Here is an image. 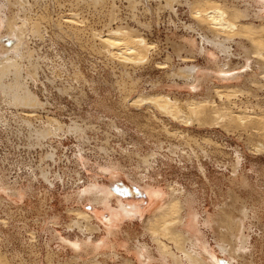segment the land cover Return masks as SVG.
Returning a JSON list of instances; mask_svg holds the SVG:
<instances>
[{
	"label": "rangeland",
	"instance_id": "obj_1",
	"mask_svg": "<svg viewBox=\"0 0 264 264\" xmlns=\"http://www.w3.org/2000/svg\"><path fill=\"white\" fill-rule=\"evenodd\" d=\"M19 1L5 9L7 15L17 26L31 17L41 27V35H33L27 23L23 34L26 44L19 52L25 55L22 81L44 106L36 123L42 124L49 116L66 128L57 136L42 140L41 145L29 142L27 134L16 133L10 126L20 122V112L31 109L12 108L3 101L5 95L0 94V116L10 122L8 131L5 126L0 127V176L7 182L20 181L24 189L29 187L22 199L0 191L2 264L74 263L71 250L60 248L56 235L71 239L82 235L78 228L68 226L79 215L75 211H93L94 205L78 196L91 183L112 185L119 189L115 192L123 196L124 203L138 206L139 217L119 225L122 242L143 239L156 248L151 230L155 224L165 227L167 219L156 217L161 213L158 209L172 187L183 186L196 192L203 231L223 264H229L230 258L221 253L219 244L232 248L243 245L236 235L246 237L247 247V252L237 258L238 264H264V137L251 131L229 130L225 121L201 127L179 124L158 110L153 111L149 103L132 105V99L140 95L162 94L181 104L208 97L220 103L216 93L220 91L222 100L237 101L238 108L244 110L260 111L258 107L264 108L262 82L247 87L246 75L240 81L214 79L211 85L204 84L195 92L182 79L169 76L171 71L186 66L175 47L182 40L181 35L191 34L199 39L197 34L186 32L185 25H192L195 20L185 5H175V15L168 8L160 9L159 0H134V4L129 0H30V6ZM70 15L82 21L77 37L73 32L64 34L67 27H57L61 18ZM5 24L0 26V60L16 53V38L7 33ZM121 26L142 34L156 46L149 63L126 67L104 53L93 34L104 35ZM249 57L233 55L230 68L244 70L243 64L254 59L253 54ZM204 59L196 56L193 63L214 70ZM224 62L226 59L221 58ZM30 70L33 72L28 75ZM249 72L259 80L261 70L254 63ZM8 80L13 82L12 77ZM71 84L75 91L58 92V86ZM212 120L219 121L216 117ZM238 155L241 159L237 165ZM146 157L154 166L145 162ZM111 162L122 166L113 176L102 170ZM133 178L144 182L137 184ZM243 207L248 209L245 218ZM104 214L109 217L108 211ZM205 218H210V225L204 226ZM240 219L244 224L241 235ZM99 235L95 233L96 237ZM160 236L169 243L167 236ZM122 253L126 256L124 250Z\"/></svg>",
	"mask_w": 264,
	"mask_h": 264
},
{
	"label": "bare ground",
	"instance_id": "obj_2",
	"mask_svg": "<svg viewBox=\"0 0 264 264\" xmlns=\"http://www.w3.org/2000/svg\"><path fill=\"white\" fill-rule=\"evenodd\" d=\"M29 1L21 0L19 2L23 3L24 6L27 4L30 6ZM129 1L130 3H135L134 0ZM159 2H161L159 4L160 9L168 8L175 15H177L175 5L187 6L195 21L192 25H185L186 32L197 34L199 38L196 39L191 34L187 36V34L184 35L183 33L181 35L182 40L179 43H175L177 56L186 62V66L171 71L169 73L170 77L182 79L185 85L189 89L195 90V92L204 84L211 85L214 79L240 81L245 75L244 81H246L247 87L251 83L262 82V87L264 88V0H159ZM17 3V0H0V26L3 23L7 24L4 25L7 33L16 38L13 49L16 53H19L26 44L23 34L25 30L27 31V23L30 24V30L33 35H41V27L37 19L35 20L31 17L27 20L25 19L26 21L22 26H17L5 12L6 8L16 6ZM61 19L58 21L57 27L59 26L62 30L64 29L62 26L67 27L66 30L64 29V34L73 32L76 37L80 35L82 21L75 19V15L65 16L64 20ZM256 21L260 22V24H256ZM115 32H119V34ZM93 36L98 38L99 46L106 55L109 54L110 58L126 67L129 65L135 67L136 65L145 64V62L149 63L150 54L156 47L152 46L142 34L127 30L124 27L122 28V26L117 27L115 30L109 29L107 34L96 33ZM234 45L237 47L236 52L233 51L235 49ZM183 51L185 55L184 53L182 54ZM16 53L11 57L0 60V94L3 93L5 95L3 101L8 106L16 109L27 107L31 110L19 113L17 118L20 122L15 123V127H13V124V126H10V122H5L0 116V127L5 126V130L8 131L10 126L12 127L11 130L17 131L16 133H25L28 135L29 142L38 145L42 140L57 136L60 132H63L66 126L58 119L49 116H47L45 121H42V124L36 123L41 118V114L38 112L44 106L28 85L22 81L21 76L23 70H25L23 67L25 55ZM215 54L221 55V57H213L212 55ZM235 54L249 59H251L249 56L253 54L254 59L252 62L243 64L244 70L234 71L235 69L230 68V61ZM199 55L204 57L207 63H211L214 70L208 71L207 67L193 63L194 57ZM221 58L226 59V62L221 63ZM189 61H192V63H188ZM253 63L256 68L261 70L259 80H257L258 77L254 73L249 72ZM34 69L35 71L38 69L37 62L34 64ZM32 72L30 70L28 75L32 74ZM9 77L13 78V82L8 80ZM262 87L259 89H263ZM57 89L59 93L70 94L75 91V86L72 84L58 86ZM216 93L220 97V103H216L215 100L208 97L203 101L188 100L181 104L176 98L172 99L169 95L162 94L157 96L140 95L138 98L132 99V105L149 103L153 111L158 110L170 119L178 121L179 124L188 123L201 127L204 124L216 125L220 124V121H225V126L229 130L251 131L253 134L264 137V108H261L262 106L258 107L260 111L256 109H252V111L244 110L245 108H238L237 101L231 99L224 101L220 91H216ZM257 105L259 106V104ZM213 117H216L219 121L212 123ZM72 129L78 130L79 128L74 129L72 127ZM148 158L146 157L145 162L150 165L151 162H149ZM240 159L241 157L238 155L237 165L240 163ZM108 164L102 170L112 176L122 168L119 163L111 162ZM150 166H154V162ZM233 170V174L236 176L237 167L235 166ZM42 176L47 178L46 172H42ZM136 180L133 178L134 182ZM7 181L8 179L0 176V191L6 195L21 197L22 199L27 191L26 189L29 187L24 189L20 185V181L17 182V180L12 181V183ZM137 181V184L144 182ZM118 190L112 185L102 186L91 183L83 191L78 192L79 198L90 201L94 205V209L91 213H83L81 210L75 211L79 212L78 216L80 218L77 216L68 227L70 229L78 228L82 232L81 236L78 235L71 239V237L69 238V236L62 234L56 235L61 245L60 248L64 249L67 247L72 252V258L75 262L69 264H101V257L118 258L117 250H115L116 252L114 250L100 251L101 246L104 247L113 242L121 244L126 249L128 256L125 257V264H133L131 259L133 256L139 262L138 264H223L220 256L211 248L209 239L203 231L200 219L201 211L197 205L196 192L186 190L183 186L172 187V191L166 201L163 192L161 199H164V205L160 206L158 210L161 213L156 217L164 216L167 219L164 221L165 227H156L155 224L151 230L152 241L156 248H152L147 242L142 241L143 239H135L136 241L132 243L131 248L128 241L122 242L118 238L121 229L119 225L124 221H130L137 217L139 210L138 206L132 203H124L123 196L115 192ZM105 211L109 212L108 218L104 214ZM247 211L248 209L243 207L242 214L244 218L247 215ZM209 219H204V226L211 224ZM233 222L235 221L233 220ZM239 222L243 225V228L240 229L241 235L244 233V224L241 219ZM83 223H86V225ZM151 223L154 224L155 222L152 221ZM69 228L68 230H70ZM96 232L100 233L98 237L95 236ZM160 234L167 236L169 243L165 242ZM235 238L240 240L243 245L232 248L228 247V245L219 244L221 253L230 258L228 260L229 264H238L241 254L247 252V247L244 245L246 237L236 235ZM0 259L3 258L0 256ZM2 263L4 262L0 260V264Z\"/></svg>",
	"mask_w": 264,
	"mask_h": 264
},
{
	"label": "crops",
	"instance_id": "obj_3",
	"mask_svg": "<svg viewBox=\"0 0 264 264\" xmlns=\"http://www.w3.org/2000/svg\"><path fill=\"white\" fill-rule=\"evenodd\" d=\"M118 238L121 239L120 234H119ZM132 243H134V242H132ZM132 243L131 242L128 243L131 248H132V245H133ZM101 250H102V252L107 251V250H114V251L117 250V253L119 254L118 258L101 257L100 258L101 264H125V259H126L125 257H127L128 254L126 253V256L123 255L124 253H122V251L123 250L125 251L126 249L121 244H119V243L116 244V243L113 242L111 244H108L107 246H104V247L101 246L100 251ZM102 259L105 260V261L103 262ZM131 259H132L133 264H138L139 263V262L136 261L135 256H133V258H131Z\"/></svg>",
	"mask_w": 264,
	"mask_h": 264
}]
</instances>
